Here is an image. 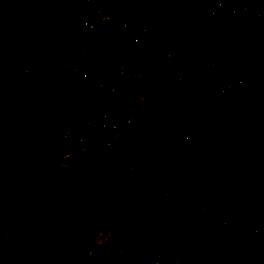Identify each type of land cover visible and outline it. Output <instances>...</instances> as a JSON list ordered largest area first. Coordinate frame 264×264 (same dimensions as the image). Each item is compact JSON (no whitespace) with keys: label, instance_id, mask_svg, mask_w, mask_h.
<instances>
[{"label":"crops","instance_id":"1","mask_svg":"<svg viewBox=\"0 0 264 264\" xmlns=\"http://www.w3.org/2000/svg\"><path fill=\"white\" fill-rule=\"evenodd\" d=\"M23 3L24 0H19V2L17 0H0V36H2V38L0 39V54L3 56V59L0 62V74L2 75L3 79L2 84L0 83V102L3 100H8L6 99L8 96L9 100L11 101L9 105H3L1 103L0 106V135H10L11 131L16 128L20 129V131L23 132V135L19 137L18 141L20 142L23 137L27 138L25 144L27 148H30L29 151L34 153L31 154V152L28 151L27 154L20 155L23 159H26L30 166L37 163H42L44 165L45 162L43 161V159L48 161L52 159L51 156H54L59 152H56L53 148L52 150L47 149L46 146L48 145V140L47 137L44 136V133H46V128L48 126L55 125L56 127H64V120H66L65 116L67 115L68 108L66 107V109L65 107H62L60 109H53L47 107L49 112H47L46 110L44 111L43 104L45 103H42L40 95L36 100V103L30 104V106H34V113L37 116L36 121L34 120L32 121V123L25 121V123L23 122V124L21 123L19 125V121H17L16 119L15 109L12 110L10 106H13V103H21V100H15V93H13V90L9 91L8 88L15 89V86H13L12 82L15 81L17 77L19 79L23 77L24 79H22L21 88H24V84L27 83L28 80L33 86L32 93L38 95L37 89L35 90L34 86L36 88L42 87L43 80L41 78L44 76V73L42 72L43 65H33L32 59H28L30 60V62L27 63L30 67L28 71L31 72H27V75H25L24 73V75L18 74V72H21V70L19 68L12 67L8 63V59H6L5 56L11 53L8 49V47H11L8 44V41L10 39L9 37L11 36L13 37V40H17L18 31H22V28L25 25H19L17 17H11L9 15V11L14 8H18L23 12L28 11L30 21L35 19V22L40 23L39 27L42 28H46L50 23L52 24L51 28L53 30H56V28H58L59 26L64 25L63 29L55 36L60 45L55 44V38L53 40L50 37H47L46 42L44 43V45H42L43 40L39 36H37L39 45L31 47L30 54H37L41 52L40 50H45V47L47 49L50 46H53L52 53H55L53 60L55 61L58 70H60L61 73H65V76H60L63 78V81L70 84L80 85L91 95L94 92L93 89L95 85L90 83L87 84L81 78V76H74L70 72H68L69 66L72 63L79 62V59L76 56V54H79L76 51L78 49H76V47L80 44V46L86 47V49L88 50L91 48L92 51H94V54L92 56L93 59L90 63H86L87 68H85L88 70L95 69L99 71L101 74L100 77L103 78L107 77L106 74L108 72L105 65V47L107 45H112L111 43H109L110 41H120L119 45L115 43L116 45L114 46H117L121 50L122 56L126 57V59L129 60L133 66H135L134 68L138 70L148 71L150 73V77L148 78L149 84L156 88L160 83L159 78L163 79L161 75H163L164 73L161 74L155 69H159L161 67L167 68L172 65L162 64L160 66H154L144 59V50L149 47L156 39H158L162 35H166L168 38L167 50L173 53L177 58H183V61H185V63H187V61L189 60L196 61L192 57L193 53L190 52L186 46L185 36H191L198 43H208L202 41L199 35L192 34L191 32H187V35L178 33L170 34V29L172 27V29H174L175 26V29L177 30H179L177 27H182L177 23V20L173 19L175 18L173 14H171L173 13V10H163L170 11L169 13L171 14L172 19L167 20V18L164 19L162 17H159L158 14L160 13V11H158L150 19L144 20L137 12L126 8L123 5L122 0H34V3L31 5L32 7H26ZM228 3L233 5H245L249 4V0H228ZM52 9L56 10L57 13L55 19L49 21V18L45 17L46 15L44 13L47 10L50 14L49 10ZM89 11H98L102 14L109 15L110 22L103 28L83 29L80 25V19L84 15V13H87ZM175 12H178L180 14L194 13L206 19L202 14L196 11ZM40 13H43V15H40ZM20 22L23 23V20ZM118 23H125V25H127V29H130L129 34L127 33L128 38L126 37V35H124L123 32L118 31ZM259 23L262 24L259 34L260 39L256 40L254 42V45L252 46H247V40L245 43L237 42V37H239L241 40L245 38L243 37V34L241 32L234 33L236 34V43L231 42L233 51L235 49V57L240 56L242 58L241 64H239L237 67L248 65L255 56L259 55L264 50V22L261 20ZM138 30H142L144 32V37L137 41L131 40L130 35ZM39 33H42V31H40ZM234 34L231 37V41H234ZM29 40H32L31 36H29ZM31 42L32 44H34L35 39ZM71 43H73V45H70ZM257 43H260L259 45L261 46H259L257 52L253 53V55H250V52L256 49ZM209 44L214 46L212 43ZM57 46H59L61 50L60 58L56 57V55L59 53H56V51L58 50ZM17 47H19L20 49L21 46L18 45ZM200 47V45L197 46L195 53L201 54ZM214 47L217 50L218 56L220 57L218 49L216 48V46ZM13 48L17 50L16 47ZM68 48H73L74 50L69 51ZM44 56L45 53L43 55L40 54L39 60H41V63H43ZM166 73L167 72H165V74ZM13 74H15L14 77H12ZM176 75L178 82L177 84H182L186 81H197L189 80V77L184 72H176ZM31 78L33 79L29 80ZM3 87L5 88V90H1L3 89ZM262 88H264V85L252 86L244 89L242 92L236 95L227 96H243L246 99H250V97L252 96L251 93L258 95L260 94L259 90ZM48 90L49 85H46L44 92H48ZM159 95H162L163 100L161 102L158 101L154 103L164 107L166 113H172L171 119H173L174 117V110L176 107L170 106L168 102L172 101L175 97H189L167 93L165 91L161 92ZM213 98L225 99L226 96L220 95L217 97H210L208 99ZM37 104L38 108L36 112L35 106H37ZM152 106L153 105H150L149 103L146 104L148 110L153 109ZM21 112H23L22 109L20 111H17V114H20ZM25 113L26 112H24V114ZM150 115L151 120H145L146 122L144 123L135 121L131 124L132 130L131 127L128 128L138 137L139 134L144 131L150 132L152 135V139L145 143L147 154L142 148L139 150L144 151L145 159L143 160H145L144 162L150 167L149 168L147 165L144 167L145 174L143 173V179L144 182L147 181L151 183V188L154 191V195L152 190H145L141 183V187L143 188L139 189L141 190V193L142 190H144L148 202L152 201L155 198L160 199L162 197H168L171 200H180L182 205L184 206L185 211L182 212L184 225L180 229H178L179 231L175 233L176 235H172V238L170 240L173 244H170L171 246L169 247L174 248V246H181L183 244L182 242L190 240L193 237V233L197 232L198 235H205L204 242L207 245H210L212 249H214V252L210 251L209 253L204 254L198 252L197 250L191 253L185 252L183 254H177L175 251H169L168 257H165L163 260V264H258V248L252 245L248 238L243 235L242 232L238 230L233 223L241 222L247 225L246 227L254 226L258 229L259 234L263 237L262 227L260 225H257L255 223V220L250 218L257 203L256 193L264 195V185L261 184V181L264 178V140L262 139V137H264V130L262 129V120L264 121V117L260 118L259 122L257 123L247 125L245 130H243L241 134H236V158L237 160L244 159L243 162L236 163L237 160L234 161L232 159H227L224 157H222V160L219 158H217L216 160H212L211 151L213 148L204 145L202 143V138L200 140H196L193 137L194 135L196 136V134H192L191 136L189 135L187 136V138H185L191 145L192 149L188 152L187 156L184 159L178 160L175 157L166 156L162 151V147L164 146L165 141L167 142L171 139H176L172 137V132L174 131L170 130L171 127L168 124L170 122L166 123L165 128L160 129V120L157 121L154 117H152V113ZM244 115H247V112ZM26 118L32 119L33 116L27 112L24 119L26 120ZM26 122L28 123L26 124ZM44 126H46L45 129H43ZM33 130H35V132ZM87 136L90 139H96L95 137L89 135ZM250 140L253 143H251ZM92 143L93 142H91L90 144L84 143L83 145L71 148H60L59 150L68 154L74 153L79 155H82V153H96L98 155L105 154L104 156L113 161V164H115L116 167H119L118 163L122 164L125 161L134 160L136 158L132 157L130 154L131 152L125 150L123 145L115 147L117 148V150H112V155L108 156L106 152L111 150L112 147L116 145H109L104 143L96 148L95 144ZM132 147L133 149L137 148L135 145H132ZM105 148L106 152L103 151V149ZM256 148L257 150L260 149L259 151L261 152V156L258 159H254L253 154L251 153V151L255 150ZM213 150L216 151V149ZM0 164L5 165V162L0 161ZM157 164L163 166V169H160L159 166L153 168V166ZM224 165H228L229 167H231V171L233 172L234 182L231 185H226L223 181L222 174ZM243 167L245 169V175L242 174ZM122 174L125 176L124 172H122ZM131 178L132 177L129 176V179ZM195 179L200 183H195ZM130 187H132V182L130 183ZM207 188H215L216 193L209 194L207 191H205V189ZM147 193H149L151 199L147 197ZM141 196H144L143 193ZM116 197H113L110 200L109 205L111 201ZM123 200L127 203L129 208L130 201L125 199ZM130 207L131 210L140 213L137 205L136 207L132 205ZM191 207L205 208L206 210H210L212 209V207H219L220 213L218 212L216 217H214L216 223L215 226L208 231H198L190 221L191 219L189 218V213L187 212V209ZM160 214H163V212H161ZM160 214H158L157 216H159ZM157 216H155L156 219L154 225L156 223L157 224L155 226L152 225V228L160 229V225H162L165 229L166 215L164 217L163 214L162 219L157 218ZM15 224L16 222H14L13 225ZM65 237L66 236L62 238ZM167 238V232L156 237V239L160 241H165ZM57 239L58 238L48 241H42L39 239L35 240H38L42 243H53Z\"/></svg>","mask_w":264,"mask_h":264},{"label":"rangeland","instance_id":"2","mask_svg":"<svg viewBox=\"0 0 264 264\" xmlns=\"http://www.w3.org/2000/svg\"><path fill=\"white\" fill-rule=\"evenodd\" d=\"M17 1L19 2V0ZM56 13L57 11H55L53 15H47L45 17L49 18V21H51L55 19ZM9 15L11 17L16 16L19 25H25L23 26L24 29L22 28L23 32L18 31L16 42L12 39V42L9 43L11 47H8V49L10 52L12 51V58L11 53L10 57H8L9 54L5 57L6 59L10 58L11 61H8V63L12 67L21 70L18 74L22 75L24 73L27 75L31 72L28 71L30 67L27 64L30 61L26 63L24 60L25 57L28 58V56H30L29 58L30 60L32 59L33 65H38V63L41 64V60H39L40 54L43 55L44 52L53 50V46L47 49L45 47L46 50H40L41 52L31 55V51L27 50L31 47H35L31 41L39 36L43 40L42 45H44L47 37L54 38V35L51 34V32L48 33V35L44 33L42 31L43 28L39 27L40 23H36L35 19L30 21L28 11L23 12L18 8H14L9 11ZM40 15H43V13H40ZM22 20L23 23L20 22ZM261 20L264 22V14L260 18V21ZM126 26L127 25H125L123 30L118 31L123 32L128 38L130 29H127ZM63 27L64 25H61L54 30L56 35ZM179 29L181 30L182 27ZM40 31H42V33H39ZM29 36L32 37V40H29ZM1 38L2 36H0V39ZM233 39V42L236 43V34H234ZM239 39L240 38L237 37V42H246V39ZM54 43L60 45L56 37ZM109 43L112 45H116L115 43H117L119 45L120 41H110ZM259 44L260 43L256 44V49L251 51L250 55L257 52L259 46H261ZM18 45L21 46L20 49L17 47ZM70 45H73V43ZM13 47H16L17 50ZM57 48L58 50L56 52L59 53L56 57L60 58L61 50L59 46H57ZM68 50L72 51L74 49L68 48ZM81 51L87 54L86 62L90 63L93 59V54H88L91 52V48L88 50L86 47H82ZM14 52L19 53L18 57L20 62H17L16 59L13 58ZM76 56L79 59L78 54H76ZM2 59L3 56L0 54V62ZM79 62L82 63V60L79 59ZM137 73L146 77V80L150 77L148 71L139 70ZM57 75L58 77L65 76V73H61L60 70H58ZM164 75L165 73L161 75V77L163 78ZM161 80L162 79L159 78L160 83ZM2 81V75L0 74L1 84ZM147 82L149 83V79ZM145 84L147 83H134L138 89V93L141 87L150 88L158 95L163 92L159 91L157 87L155 88L150 84ZM1 90H5V88L3 87ZM8 90H13V93H16L15 89L8 88ZM259 91L260 94L258 95L251 93L252 96L250 99H246L243 96H228L225 99L188 98L183 100L181 102V108H175L174 117L169 121L170 123H168L171 127L170 130L175 132L174 134V132L171 131L173 133L172 137L180 141L187 138L189 135L196 134V136H193L196 140L202 138V143L204 145L216 149V151L213 149L211 151L212 160H216L217 158L222 160V157H224L236 161V134H241L247 125L257 123L260 118L264 117V88ZM21 92L23 93L22 89ZM30 93H32V91ZM139 95H141V93ZM31 98L21 95L19 97L21 103L19 104L22 105L26 102V108L33 114L35 111L34 106H30L31 103L29 100ZM6 99L8 100L0 102V106L1 103L3 105L10 104L11 101L9 100V96ZM16 99L17 98H15V100ZM162 100V95L156 99L157 102H161ZM35 107L37 112L38 104ZM158 107L161 106H152L153 109L149 110L150 113H152V117H154L153 111ZM43 109L49 112L45 104H43ZM54 109L57 108L55 107ZM246 112L247 115H244ZM26 113H22L24 118ZM161 113H165L164 107H161ZM24 121L26 120L21 119V122ZM262 122V129L264 130V121L262 120ZM45 127L46 126H44L43 129H45ZM50 128L51 126H49V130ZM33 131L35 132V130ZM21 135H23V132L17 128L12 130L10 135H0V161L5 162V165L0 164V197L2 202V210L0 211V264H25L28 259L34 257L36 254L35 252H31V250L35 248L33 243L36 244L35 241H38L35 239L48 241L56 238L58 239L53 242L55 243L53 245L56 246L59 251L68 253L74 260L82 264H101V260L104 261L102 264H110L104 256L105 252L102 250V247L93 245L89 241V237L83 236L82 241L75 243H70L66 241L65 238L69 236L68 234L71 235L73 233L85 231L91 227V229H93L96 226L108 228L116 244L127 239L131 233L141 234L138 239L142 243L148 240L153 243V240L156 241V237L160 234L168 232L166 226L165 229L162 225H160V229L152 228V225L155 223V216L163 212L164 217L166 215L167 221V214H165V210L161 209V207L158 206L155 208V199L148 202L144 190H142L144 196H141L142 193L139 188L143 187L145 190H152L154 195V191L151 188L152 185L147 181L144 182L143 177H140L138 171L128 164V161L122 164L118 163L119 167H116L113 161L104 156L105 154L82 153V155H70L66 152L64 153L60 150H56V148L48 144L46 146L48 150H52L53 148L56 152H59L51 156L52 159L48 161L43 159L45 162L44 165L42 163H37L30 166L26 159H23L21 156L27 154L30 150L25 144L27 138L23 137L20 142L18 141ZM44 136L49 138L50 131L46 129ZM262 139L264 140V137H262ZM92 142L97 148L100 146L101 139L96 137ZM90 143L91 142L87 141V144ZM251 143L253 142L251 141ZM121 145L124 146L125 150L131 152L130 154L132 157H136L135 161L144 163L145 166L147 165L144 162L145 160H143L145 159L144 151L146 153L145 145L134 149L132 145L127 142H122L118 146ZM141 148L144 151L139 150ZM112 150L114 149L112 148L111 151L109 150L111 154ZM115 150H117V148ZM259 150L256 148L251 151L254 159H258L261 156ZM32 153L34 152H31V154ZM243 161L244 159H238L236 163H241ZM122 172L125 173L126 177ZM242 174L245 175L244 167ZM129 176L132 178L129 179ZM85 182L88 184V192L86 196H83ZM131 182L132 187H130ZM140 183L143 187H141ZM261 184L264 185V178ZM147 194V197L151 199L149 193ZM116 196L130 201L127 220L125 222L101 223L99 219L107 214L109 202ZM256 199L257 203L250 219L255 220V223L262 227L264 237V195L256 193ZM131 205L134 207L137 205L140 213L131 210ZM163 214H160L157 218L162 219ZM14 222H16V226L13 225ZM19 230L23 231L19 232ZM64 236L66 237L62 238ZM43 244L50 247L49 245L52 243ZM165 248L167 250L165 252L171 251L169 246ZM194 250H196V248H194ZM87 251H90V254H87ZM16 252H25L24 256L26 258L17 261L15 258Z\"/></svg>","mask_w":264,"mask_h":264},{"label":"built area","instance_id":"3","mask_svg":"<svg viewBox=\"0 0 264 264\" xmlns=\"http://www.w3.org/2000/svg\"><path fill=\"white\" fill-rule=\"evenodd\" d=\"M33 3L34 0H24L23 4L26 7H32ZM122 3L126 8L137 12L144 20L150 19L158 11L163 10L196 11L206 19L220 24L259 23L264 14V0H249V4L245 5L229 4L228 0H122ZM49 11L50 14L47 10L44 14L46 16L53 15L56 10ZM109 22L110 16L98 11L84 13L80 19V25L83 29L103 28ZM51 26L52 24L49 27L47 25L46 29L43 28L42 31L46 34L51 32L55 38L56 33L51 29ZM124 28V23H118V30ZM143 37L144 32L142 30L130 35V39L133 41ZM54 38L52 39L54 40ZM167 41L166 35L156 39L144 50V59L154 66L177 63L183 65L185 63L183 58H177L167 50ZM185 41L187 48L193 53L192 57L203 66L210 68L211 75L202 81H186L177 84L176 72H167L157 86L159 91L206 99L223 94L236 95L248 87L264 85V50L255 56L248 65L237 67L224 63L211 44L198 43L191 36L185 37ZM80 45L77 46V52L82 63H72L69 67L70 73L74 76H81L87 84L95 85L94 92L91 95L77 84L66 83L62 77H59L54 85L49 86L48 92L57 93L56 98L52 101V107L61 105L69 109L66 108L67 115L65 116L64 127L51 126L50 139L54 142L75 140V143L80 144L95 140L90 139L87 136L89 135L95 138L99 137L101 139L100 146L104 143L118 145L122 142L130 143L136 147L145 145L152 139L151 133L144 131L138 137L131 131V124L135 121L144 123L145 120L151 118V113L146 104L140 100L134 85L135 82L149 84L148 79L146 80V77L139 75L137 73L139 70L134 68L135 66L126 57H123L121 50L114 45L105 47V65L108 72L107 77L101 78L99 71L86 69L87 54L81 51L82 46ZM198 45L201 46V54L195 53ZM44 53L43 63H38V66L43 65V70L52 50ZM88 54L92 55L94 51L91 49ZM41 93L42 91L39 94ZM129 127L131 130L128 129ZM190 149V144L186 139L165 141L162 147L166 156L175 157L178 160L184 159ZM111 155V152L108 151V156ZM128 162L138 171L140 177L144 176V163H139L135 159ZM222 178L226 185H231L234 182L233 172L228 165L223 167ZM195 183L200 182L195 179ZM205 191L209 194L216 193L215 188H207ZM155 203V208L159 206L167 214L166 228L168 232L172 234L178 232V229L184 225L182 212L185 211V208L181 201L162 197L160 199L155 198ZM187 212L195 228L202 232L215 226L214 217L218 212L220 213V209L219 207H212V209L206 210L205 208L191 207L187 209ZM233 224L248 238L252 245L258 248V264H264V240L258 229L254 226L246 227L247 225L241 222ZM168 253L157 247H143L139 243L123 240L104 256L110 264H163ZM87 254H90V251H87Z\"/></svg>","mask_w":264,"mask_h":264},{"label":"trees","instance_id":"4","mask_svg":"<svg viewBox=\"0 0 264 264\" xmlns=\"http://www.w3.org/2000/svg\"><path fill=\"white\" fill-rule=\"evenodd\" d=\"M169 12L170 11H160L158 16L164 19L167 18V20H169V19H172L171 14H173V16L175 17L173 19L177 20V23L180 26H182L181 30L179 29V27H177L179 30L175 29V26H174V29H172L173 27L172 28L170 27L171 28L170 34L178 33L182 35H185V34L187 35V32H191L192 34L199 35L202 41L212 43L214 46H216V48L218 49L220 58L229 65L238 66L239 64H241V61H242V58L240 56L235 57V54H234L235 49L233 51V46H232L233 41H231V37L234 33L241 32L243 34V37L247 40V46L254 45V42L260 39L259 34L261 31V25H262L260 23L220 24V23L210 21L208 19H204L203 17L196 15L194 13L180 14L178 12L173 11V13L170 14ZM12 38L13 37H10L8 44L12 42ZM14 42H16V40H14ZM34 45H39L38 37L35 38ZM29 51H31V49H29ZM18 56H19V53L14 52L13 58L16 59L17 62H20V59ZM54 56H55V53H52L50 58L47 59V63H45L46 66L43 70L44 76L41 78L43 80L42 87L36 88L34 86V89L35 90L37 89L38 95H35L34 93H30L33 90V86L30 84V81L28 80H27V83L24 84V88H21L22 79H24L23 77H21L20 79L17 77L16 80L12 82L13 86H15V89H16L15 97L17 98V100L19 99L21 95L22 96L24 95V97H27V98H31L34 96V98H31V100L29 101L30 103H36V100L41 95L40 98L42 99V102L45 103V106L53 108V109L55 108V107H52V101L53 99L56 98L57 93L56 92H44L46 85H49V86L54 85L56 80L59 78L57 75L58 68H57V65L55 64V61L53 60ZM8 57H10V54L8 55ZM29 57L30 56H28L27 59H25L26 57L24 58L26 63L30 61L28 60L30 59ZM11 58H12V51H11ZM8 61L9 62L11 61L10 58L8 59ZM155 70L159 71L161 74L168 72V71L171 73L184 72L189 77V80H201V79L204 80L211 75V69L203 66L200 63H197L194 60H189L187 61V63L183 65L173 64L167 68L161 67ZM68 72H71L70 69H68ZM14 76L15 74H13L12 77ZM32 79L33 78L29 80H32ZM21 89L23 93L21 92ZM41 91L42 93L39 94ZM140 93L141 95H139V98L141 101L145 102L146 104L149 103L150 105L157 106V104H155L154 102H157L156 99L157 97L159 98L160 95L155 93V91L151 90L150 88L141 87L139 89V94ZM222 96L228 97L226 94H223ZM188 98L189 97H175L172 101L168 103L172 107L181 108L182 106L181 102L184 99H188ZM25 103L22 105L19 103L18 104L13 103V106L12 105L10 106L12 110L15 109V112H16L15 115H16L17 121H19V125L21 123L23 124V122H21V119H24V117L22 116V113L24 112H28L30 115L33 116L32 119L26 118V121L28 122L32 123V121L34 120L36 121V118H37L35 113L32 114L27 110ZM158 106H161V105H158ZM62 107L63 106L60 105L56 108L60 109ZM161 107H158L157 109L153 111L154 118L156 120H160V124H159L160 129L165 128L166 123L169 122L172 117V113H166V112L161 113ZM21 109L23 110V112H21L20 114H17V111H20ZM28 122H26V124ZM46 129L50 131L49 126ZM47 140H48L47 144H50L57 150H59L60 148L62 149L71 148V147H76V146L84 144V143L77 144L75 143V140H71L70 142H64V141L54 142L50 139V137L47 138ZM118 145L113 146L112 148L116 149L115 147H118ZM103 151L106 152V148L103 149ZM106 154L108 155V152ZM157 166H159L160 169H163V166H161L160 164L154 165L153 168H156ZM87 192H88V184L87 182H85L84 187H83V196H86ZM1 210H2V202H1V197H0V211ZM127 212H128L127 203L120 197H116L115 199L111 201L107 214L99 220L101 223L125 222L126 217H127ZM91 228H88L85 231L73 233L67 236L65 240L70 243H75V242L82 241V237L86 236V237H89V241L93 245L101 246L102 250L105 253H108L116 245V242H114V240L112 239L111 231L108 228L100 227V226H96L93 229ZM21 231L23 230H19V232ZM167 233H168V238L169 237L170 238L169 239L167 238L165 241H160V240L154 241L153 240V243H152L151 241L148 240L142 243L138 239V237L141 235L139 233H136V234L131 233V235L128 236L127 239L125 240L139 243L143 247H157L161 249L162 251H167L165 247L171 246L170 244H173L170 239L172 238V235H176L175 233L174 234L170 232H167ZM204 239H205V235H200V234L198 235L197 232H194L193 237L190 240L182 242L183 244L179 247L174 246V248H171V247L170 248H171V251H175L177 254H180V253L183 254L185 252L191 253L196 250L203 254L209 253L210 251L214 252V249H212L210 245H207L204 242ZM35 242L36 244L33 243L35 248H33L31 252H35L36 254L34 257L28 259L25 264H82L81 262L74 260L68 253L59 251L57 247L53 245L55 243L50 244L49 245L50 247H48L40 241H35ZM193 247L196 248V250H194ZM24 254L25 252L24 253L16 252L15 253L16 260L17 261L24 260L26 258ZM103 262L104 261L101 260V264Z\"/></svg>","mask_w":264,"mask_h":264}]
</instances>
